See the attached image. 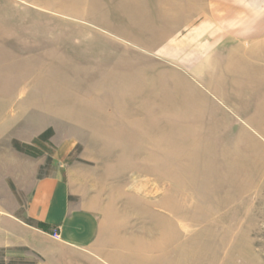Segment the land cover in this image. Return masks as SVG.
<instances>
[{
	"label": "rangeland",
	"instance_id": "obj_1",
	"mask_svg": "<svg viewBox=\"0 0 264 264\" xmlns=\"http://www.w3.org/2000/svg\"><path fill=\"white\" fill-rule=\"evenodd\" d=\"M207 1L0 0V158L22 205L56 174L125 214L134 263L264 264V116L236 112L226 74L202 67L181 15Z\"/></svg>",
	"mask_w": 264,
	"mask_h": 264
},
{
	"label": "crops",
	"instance_id": "obj_2",
	"mask_svg": "<svg viewBox=\"0 0 264 264\" xmlns=\"http://www.w3.org/2000/svg\"><path fill=\"white\" fill-rule=\"evenodd\" d=\"M253 6L210 0L181 17L190 26L187 35L201 42L196 50L202 67L210 68L214 80L218 75L222 82L226 74L228 83L220 89L227 88L228 104L255 119L264 116V4ZM13 141L29 143L11 140L10 153L27 157ZM36 150L45 155L40 146ZM11 162V157L0 160V250L28 252L34 256L30 264H139L134 263L136 248L123 236L124 213H102L96 197L85 198L76 182L56 174L34 175L22 205L10 188L19 177ZM115 217L122 219L119 225Z\"/></svg>",
	"mask_w": 264,
	"mask_h": 264
},
{
	"label": "trees",
	"instance_id": "obj_3",
	"mask_svg": "<svg viewBox=\"0 0 264 264\" xmlns=\"http://www.w3.org/2000/svg\"><path fill=\"white\" fill-rule=\"evenodd\" d=\"M53 130L52 128H48L44 130L35 140L34 142H47V140L52 136ZM13 146L18 150L21 151L27 155H36L35 153L31 152L32 147L28 144H23L20 146L18 143L13 141Z\"/></svg>",
	"mask_w": 264,
	"mask_h": 264
},
{
	"label": "built area",
	"instance_id": "obj_4",
	"mask_svg": "<svg viewBox=\"0 0 264 264\" xmlns=\"http://www.w3.org/2000/svg\"><path fill=\"white\" fill-rule=\"evenodd\" d=\"M52 236H53V238H55V239H59V234H58V233H53Z\"/></svg>",
	"mask_w": 264,
	"mask_h": 264
}]
</instances>
